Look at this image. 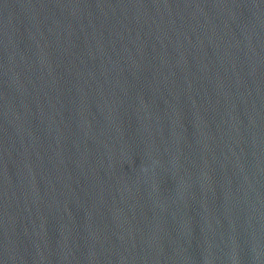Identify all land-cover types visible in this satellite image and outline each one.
<instances>
[{"label": "water", "instance_id": "1", "mask_svg": "<svg viewBox=\"0 0 264 264\" xmlns=\"http://www.w3.org/2000/svg\"><path fill=\"white\" fill-rule=\"evenodd\" d=\"M0 264H264V0H0Z\"/></svg>", "mask_w": 264, "mask_h": 264}]
</instances>
